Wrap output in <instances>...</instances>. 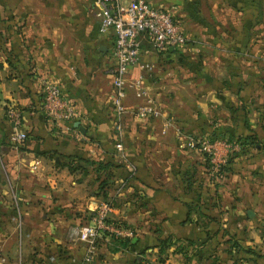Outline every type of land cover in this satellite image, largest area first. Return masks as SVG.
Listing matches in <instances>:
<instances>
[{"label":"crops","instance_id":"1","mask_svg":"<svg viewBox=\"0 0 264 264\" xmlns=\"http://www.w3.org/2000/svg\"><path fill=\"white\" fill-rule=\"evenodd\" d=\"M152 1L180 20L188 50L142 51L118 115L111 37L98 31L93 0H0V264H81L86 244L70 227L94 225L99 210L109 227L99 229L95 264L155 261L167 234L196 240L187 256L171 246L168 264H215L216 240L228 232L260 244L264 207L252 201L264 204V0ZM234 14L238 25L221 18ZM46 80L75 103L76 119L44 114ZM148 99L157 113L141 110ZM16 130L23 140L11 138ZM222 130L259 141L240 149ZM10 164L21 182V233L10 216ZM115 236L133 245L109 250Z\"/></svg>","mask_w":264,"mask_h":264},{"label":"built area","instance_id":"2","mask_svg":"<svg viewBox=\"0 0 264 264\" xmlns=\"http://www.w3.org/2000/svg\"><path fill=\"white\" fill-rule=\"evenodd\" d=\"M93 12L98 19V31L110 34L111 37V102L117 114L121 115L125 111L123 98L126 93V75L132 65L139 63L142 51L161 53L172 47L178 52H184L188 50V36L180 20L152 0H93ZM143 66L151 68L152 63L146 62ZM135 82L136 85L141 84V80ZM42 90V109L46 116L58 121L76 119L78 112L75 103L56 81H44ZM142 91L144 92L143 89ZM150 101L152 100L148 99V104L141 110L155 114L158 110L152 103L149 104ZM116 129L118 139L115 146L122 152L119 124ZM25 136L24 131L16 130L11 138L19 141ZM199 143L208 151L212 148L203 141ZM94 220V225L83 226L79 230L81 236L90 241L97 237L100 228L109 227L103 210L96 212ZM150 263V260L144 259L140 264ZM163 264L168 263L165 261Z\"/></svg>","mask_w":264,"mask_h":264},{"label":"rangeland","instance_id":"3","mask_svg":"<svg viewBox=\"0 0 264 264\" xmlns=\"http://www.w3.org/2000/svg\"><path fill=\"white\" fill-rule=\"evenodd\" d=\"M221 18L224 21L226 19H232V22L235 25H238L240 23L239 16L237 14L229 15L227 17H221ZM80 163L83 164L82 162H80ZM4 164L6 166L7 163L4 162ZM81 166H80V168H81ZM15 167H16L15 165L10 164L9 171H8V173H9L8 179H9V183H10V208L9 209H10V216H12V218H11V221L13 223L12 226L15 227L17 233L18 232L21 233V232H24L25 224H24V218H23L24 214L22 213V210H23L22 203L19 199V191H18V188H19V185H21V182L19 181V179H17V177L15 175L16 174ZM224 170L225 171L221 172V177H223L226 174V173L224 174V172H226L227 170L226 169H224ZM263 194H264V191H263ZM252 202L256 203V208L258 210H260L261 208L263 209L264 204H259V203H257L258 201H254V200ZM90 214L92 215V213H90ZM88 225L89 224L86 221H83V222H74L70 227V232H71L72 236L77 238V241H80V242L86 244V250H85V253L82 257V263L81 264H95L96 257L94 255L97 251V244L100 241L98 237H96L90 241V240L86 239L85 237L81 236V233L79 232V230H82L83 226H88ZM259 226L260 225L255 227V230H258ZM241 230H245V232L248 233L246 226H244V228H242V227L238 228V231H241ZM260 230H261L260 244H258V243L254 244L253 242H251L253 244H246L245 241L242 240V237H241L242 242H238L236 237H234V235L232 236V234H230L228 231H226V233L228 232V235H229V238H227L226 242L222 243V241H223L222 239L219 241L216 240L218 243L216 246H218V248L221 251H219V249L212 251L213 260H214L213 263H215V264H255V263L256 264H264V240H263L264 236H262V233H264V224H261ZM220 231L222 233L223 230H219V232ZM216 237H218V235ZM232 240H236L237 243L240 244L243 249H246L245 247L249 248L248 245H250V247H254L257 252H260L263 254H261V256H259V255L244 251L241 248L237 250L236 249L237 247H233L231 245ZM107 246H108L109 250L112 249V245H109V243H107Z\"/></svg>","mask_w":264,"mask_h":264},{"label":"trees","instance_id":"4","mask_svg":"<svg viewBox=\"0 0 264 264\" xmlns=\"http://www.w3.org/2000/svg\"><path fill=\"white\" fill-rule=\"evenodd\" d=\"M180 53H182V52H180ZM218 135H221L222 137H226L229 140H234L235 142L238 143V146L240 147V149L246 143H249L252 146H254V144H256L259 141L257 136L253 135V134H248L247 136L246 135L245 136L244 135H239L238 137L233 139L232 137H234V136L232 134H230V133L228 134L226 131L222 130L221 132L218 133ZM208 137L211 138V139L213 138L211 136H208ZM236 153H238L237 150L231 151V153L229 154L228 159H227L226 162H231L233 160V157L236 155ZM70 159L73 162V159L72 158H70ZM64 162H66V161H63V163ZM66 165L69 168H73V166H74L73 164H71L70 161H67ZM227 168H228L227 164L221 165L219 167V169H218V172L221 173L222 171H224V169H227ZM189 207L191 208V206H189ZM205 216L209 217L211 220L213 219V218H211L210 216H208L206 214H205ZM201 225L205 226V223H203ZM237 241L236 240H232L231 245L233 247H237L236 248L237 250L240 249V248L243 249L241 247V245L237 243ZM112 242L114 243V245H112V249L111 250H116V249H119V248L131 247L133 245V243L131 241V238H129V237L115 236L113 238ZM195 242H196V240H194V239L174 237L171 234H167V235H165L163 237H160L158 239L157 243L154 245V248L156 249L155 250V261H152L150 264H158V263L163 264L165 262L166 258H167L168 249L171 246H174L173 247V251L174 252H180L184 256H187L190 247L193 246ZM245 248L246 249H243V250L247 251L249 253L256 254V255H259V256H261V254H263V253L257 252L254 247H250L249 246V248H247V247H245ZM151 253H153V250L145 251V252L143 251L141 254L142 255H148V254H151ZM144 259H147V258H145L144 256H140V257H138L136 259L135 262H136V264H140L141 261L144 260ZM186 261L188 262V259Z\"/></svg>","mask_w":264,"mask_h":264},{"label":"water","instance_id":"5","mask_svg":"<svg viewBox=\"0 0 264 264\" xmlns=\"http://www.w3.org/2000/svg\"><path fill=\"white\" fill-rule=\"evenodd\" d=\"M172 48V47H170ZM75 126L79 127V129H82L83 130V127L82 125L80 124V121L79 120H76L75 123H74ZM248 214L251 215L252 214V211L251 210H248Z\"/></svg>","mask_w":264,"mask_h":264}]
</instances>
